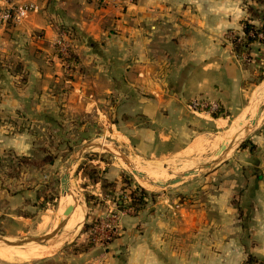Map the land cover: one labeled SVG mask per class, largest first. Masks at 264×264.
Segmentation results:
<instances>
[{
	"label": "crops",
	"instance_id": "crops-1",
	"mask_svg": "<svg viewBox=\"0 0 264 264\" xmlns=\"http://www.w3.org/2000/svg\"><path fill=\"white\" fill-rule=\"evenodd\" d=\"M36 1L38 12L0 25L3 156L30 155L40 129L54 137L67 119L73 124L81 116L104 118L135 141L138 155L145 154L142 148L151 156L178 152L241 114L264 73V42L252 43L246 58L230 39L253 18L248 4L264 12V0ZM62 32L78 59L69 73L56 45ZM196 98L218 102L221 114L192 110ZM102 168L107 179L121 180L113 164ZM207 180L212 190L202 188L192 198L188 185L167 189L137 214L108 201L119 213L117 236L81 257L64 253L54 260L264 264V125ZM105 212L92 204L85 221ZM77 214L82 218L79 206Z\"/></svg>",
	"mask_w": 264,
	"mask_h": 264
},
{
	"label": "rangeland",
	"instance_id": "rangeland-1",
	"mask_svg": "<svg viewBox=\"0 0 264 264\" xmlns=\"http://www.w3.org/2000/svg\"><path fill=\"white\" fill-rule=\"evenodd\" d=\"M67 77L69 78L70 75L68 74ZM258 81L259 83L254 88L249 106L241 114L232 117L225 125H221L213 131L201 133L187 148L178 152L151 156L149 149L142 148L141 150L146 155H138L134 146L135 141H130L128 137L123 136L115 128L112 130L108 124H104V118L97 117L95 120L92 117L81 116L73 124L67 119L62 133L54 137L47 129L44 131L40 129L36 133V140H38L39 145L37 144L27 157L31 158V162H39L46 155H52V160L46 164L26 163L23 160V155L18 153H10L6 156L0 155V238L10 242H18L43 237L55 231L52 228L57 220V213L64 197L61 177L67 165L75 156H79V160L71 173V193L77 198L83 210L81 223L74 236L60 247L56 246L50 255L15 258L12 261L0 258V264H67L65 261L57 262L54 259L62 257L64 253L68 256L81 257L79 255L83 251H79L81 246L78 242L81 233L79 230L86 223L85 213L89 206L92 207V204L100 209L107 208V212L103 217L106 216L110 208L108 201L113 203L117 200L124 203L122 208L125 211L137 214L144 206L152 204L151 200L155 199V195L157 196L167 191V189L183 188L188 185L192 198L200 195L202 188L212 190L211 184L207 180L208 174L214 171L226 157L231 156L236 147L248 141V137L255 129L264 125L263 119L252 126L258 107L264 101V97H262L259 103L261 96L264 95V73L260 75ZM247 111L248 115L244 122L246 129L244 133L239 134L241 135L239 139L231 146L229 145L230 142L226 143L223 149L214 148V145L216 146L220 142V138L225 136L233 122ZM68 118L72 119L71 117ZM248 127H251L250 131ZM89 144L93 145L86 147L84 151H80L82 147ZM216 158H218L216 163L211 167L166 188L156 187L155 183L152 186L147 184L153 180L157 181L154 176L155 172H158V175L163 178L158 180L165 181L193 168H200L202 164L208 161L211 162ZM127 160L138 171L147 174L148 179L138 177L132 171V166L130 167ZM103 163L107 170H110V166L113 164L122 171V177L118 183L104 176ZM99 165H102V167ZM92 169L94 170L93 173H91ZM104 179L115 183L116 186L114 188L106 186ZM97 185L100 194L96 193ZM142 189L143 191H141ZM134 192L136 196L145 193L147 200L144 202L145 204L137 207L132 206L129 209L130 202L127 199L132 198L131 195ZM88 195L92 196L93 200H87ZM113 209L116 210V208ZM97 218L100 221L101 218ZM58 228L59 225L56 229ZM117 233L112 239L117 236ZM59 236L55 237V240L45 243L27 241L20 247L25 246L26 243V245L34 243L55 245L60 240ZM0 243L6 245L4 241L0 240ZM94 245L98 244L94 243ZM9 247L14 246L10 245ZM76 261H78L77 258Z\"/></svg>",
	"mask_w": 264,
	"mask_h": 264
},
{
	"label": "built area",
	"instance_id": "built-area-1",
	"mask_svg": "<svg viewBox=\"0 0 264 264\" xmlns=\"http://www.w3.org/2000/svg\"><path fill=\"white\" fill-rule=\"evenodd\" d=\"M125 1L134 2L135 0ZM39 10L40 5L36 0H0V25L19 23L27 18L30 13L38 12ZM259 37L260 39H264V32L259 33ZM56 45L64 61V67L67 73H69L72 70V64L69 62V58L71 57V44L68 33L62 32L56 40ZM245 57L248 58L247 56ZM189 107L194 111L213 112L217 111L220 105L218 102L206 98H196L189 102ZM117 201H114L113 204L117 205ZM118 227V212L110 206L106 216L101 218L92 228L90 239L98 245L105 246L118 232Z\"/></svg>",
	"mask_w": 264,
	"mask_h": 264
},
{
	"label": "bare ground",
	"instance_id": "bare-ground-1",
	"mask_svg": "<svg viewBox=\"0 0 264 264\" xmlns=\"http://www.w3.org/2000/svg\"><path fill=\"white\" fill-rule=\"evenodd\" d=\"M261 97H264V95L261 96ZM247 115H248V113H247ZM247 115H246V118H247ZM258 115H259L258 121L263 120L264 119V109L262 110V112L260 114H259V112L257 110L255 117L258 116ZM246 118H245V114L241 115L240 117H238L233 122V124L230 127V129L227 130V132L225 133V136L220 138V142L218 141L219 143L216 146L213 144L214 148L217 147L219 149L220 148L222 149V146H226V143H229L231 141V139H235L236 137H238V135L241 132L244 133V130L246 129V127L244 126V122H245L244 120H246ZM225 124L226 123H224L223 125H225ZM239 137L237 139H239ZM217 159L218 158L214 159L213 161H217ZM181 169H183V168H181ZM154 176L157 178V181H160L158 179H163L162 177H160L158 175V172H155ZM171 177H173V176H171ZM144 178L148 179L147 174H145ZM154 183H155V181L153 180L151 183H147V184L149 186H152V184H154ZM70 204H72L74 206V212L72 213V215L70 216V218L68 220V223H67V226H66V232L63 235L59 236L60 240H59L58 243H56L55 245L40 244V243H34L32 245H26L27 244L26 243L25 246H21V247L20 246L9 247V246H6V245H3V244L0 243V258L4 259V260L12 261L15 258L40 257V256H44V255H47V254L50 255L51 253H53V251L56 248V246L60 247L64 242L70 240L74 236V234H75V232H76L77 228L79 227V225L81 223V220H82L81 216L77 217V215H78L77 214L78 213V206H79V209L82 211V216H83V210H82L81 206L79 205L77 198L74 197L72 195V193L71 194H66L62 198V202H61L60 208H59L58 213H57V220H56V222H55V224H54V226L52 228L53 231L56 230L58 225L61 223L62 219H64L66 217L65 214H64L65 213L64 210H65L66 206L70 205ZM0 240L5 242L4 238H0ZM52 240H55V239H52ZM56 240H57V238H56Z\"/></svg>",
	"mask_w": 264,
	"mask_h": 264
},
{
	"label": "trees",
	"instance_id": "trees-1",
	"mask_svg": "<svg viewBox=\"0 0 264 264\" xmlns=\"http://www.w3.org/2000/svg\"><path fill=\"white\" fill-rule=\"evenodd\" d=\"M256 1H260V0H256ZM248 10L250 11L251 16L253 18L251 20H246L244 22L243 32L241 35L233 33L231 34L230 39L234 45V50L238 55H241V56L245 55L248 58H250V50H251L252 43L256 41L264 42V39H260L259 37V33L264 32V12L261 11L259 8L256 7V5H253V4H250V5L248 4ZM254 19L258 21L255 22ZM77 60L78 59L75 56L74 52L71 51V57L69 58V62L74 65L78 62ZM71 69H73V66L71 67ZM211 113L214 116H218L221 114V108ZM23 160L26 163H36L38 165H43L52 160V155H46L39 162L37 161L31 162L32 161L31 158L27 157V155H23ZM93 172L94 170L92 169L91 173ZM104 182L106 183V186L108 187L114 188L116 186L115 183L110 182L106 179H104ZM141 191H143V189ZM145 195H146L145 193H141V195L136 196V193L134 192L131 195L132 202L130 204V207L132 206L137 207V206H140L141 204H145L144 202H146L147 200ZM87 197H88L87 200H91V199L93 200L92 196L88 195ZM117 206L119 208H122L124 206V203H122V201L121 202L117 201ZM97 222H98V218L93 217L91 218L90 221H87L83 225L81 229V233L78 238L79 240L78 242H80V245H81L79 251L85 252V251L92 249L95 246L94 242L90 239V236L92 234V228Z\"/></svg>",
	"mask_w": 264,
	"mask_h": 264
},
{
	"label": "water",
	"instance_id": "water-1",
	"mask_svg": "<svg viewBox=\"0 0 264 264\" xmlns=\"http://www.w3.org/2000/svg\"><path fill=\"white\" fill-rule=\"evenodd\" d=\"M263 109H264V101H262L258 107L259 114L262 112ZM258 117H259V115L256 116L255 119L252 121V126H255L257 124L258 119H259ZM251 127H248L249 131L251 130ZM234 142H235L234 139H231L229 145L231 146ZM92 145H90V144L86 145V146L82 147V149L80 151H84L86 149V147L92 146ZM224 147L225 146H222V149ZM78 160H79V156H75L70 161V163L67 165V168L61 177L62 192L64 195L71 194V185H70L71 173H72V171H73ZM127 163L130 165V167L132 166L131 167L132 171L138 177H141V178L145 177V173L138 171V169L134 165H132L130 163V161L127 160ZM215 163H216V161H211V162L208 161V162L202 164L200 166V168H197V169L193 168L191 170L185 171V172L177 175L176 177H173V178L165 180V181H157V182H155V185H156V187H159V188H166L167 186L181 182V181L185 180L186 178H188L192 175L198 174L201 170L209 168L212 165H214ZM64 212H65L64 214L66 217L64 219H62L61 223L59 224V228L56 229L52 234H48V235L43 236V237L30 238L28 240H23V241H18V242H10V241L5 240L6 245L20 246L27 241H37V242L45 243V242L51 241L52 239H54L55 237H57L59 235L64 234L66 232V226H67L68 220H69L70 216L72 215V213L74 212V206L72 204L67 205Z\"/></svg>",
	"mask_w": 264,
	"mask_h": 264
}]
</instances>
